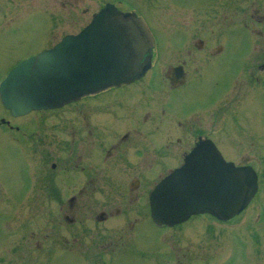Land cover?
Returning <instances> with one entry per match:
<instances>
[{
    "label": "flooded vegetation",
    "instance_id": "flooded-vegetation-1",
    "mask_svg": "<svg viewBox=\"0 0 264 264\" xmlns=\"http://www.w3.org/2000/svg\"><path fill=\"white\" fill-rule=\"evenodd\" d=\"M82 1L91 0H0V81L20 62L78 33L108 3L140 17L123 0H100L82 25L81 14L90 12ZM143 21L153 44L140 63L149 57L140 78L22 115L0 101V137L8 142L2 146L15 162L10 189L41 197L30 203L43 217L32 222L27 238L43 257L109 262L113 245L142 227L175 228L209 215L166 227L157 226L150 211L151 192L200 141L210 140L236 167L255 170L250 162L263 160L232 152L224 142L235 145L239 110H249L256 94L264 96V16H250L255 40L243 44L204 34L161 44ZM9 55L14 60L7 61Z\"/></svg>",
    "mask_w": 264,
    "mask_h": 264
},
{
    "label": "rangeland",
    "instance_id": "rangeland-1",
    "mask_svg": "<svg viewBox=\"0 0 264 264\" xmlns=\"http://www.w3.org/2000/svg\"><path fill=\"white\" fill-rule=\"evenodd\" d=\"M84 2H89L85 4L90 12L81 14L82 25L100 0ZM130 4L138 8L161 44L195 41L200 34L210 41L251 42L255 37L248 30L250 16H264V0H123L124 8ZM0 52L4 53L1 48ZM14 58L9 55L7 61ZM248 103L249 110L241 108L237 116L242 125L233 134L235 145L224 142V147L263 159L250 162L258 172L254 199L226 222L200 215L175 228L142 227L133 238L132 233L113 245L109 262L96 256L51 259L36 252L40 248L35 244L29 247L28 228L43 217V211L30 203L40 202L41 197L10 189L15 162L2 146L7 139L0 137V264H264V96L256 94Z\"/></svg>",
    "mask_w": 264,
    "mask_h": 264
},
{
    "label": "water",
    "instance_id": "water-1",
    "mask_svg": "<svg viewBox=\"0 0 264 264\" xmlns=\"http://www.w3.org/2000/svg\"><path fill=\"white\" fill-rule=\"evenodd\" d=\"M152 44L140 17L108 3L78 33L14 66L0 82V101L13 115H22L129 83L149 68V57L144 65L140 61ZM257 189L251 166L225 162L216 146L203 140L151 192V217L166 227L198 214L228 221L247 207Z\"/></svg>",
    "mask_w": 264,
    "mask_h": 264
},
{
    "label": "bare ground",
    "instance_id": "bare-ground-1",
    "mask_svg": "<svg viewBox=\"0 0 264 264\" xmlns=\"http://www.w3.org/2000/svg\"><path fill=\"white\" fill-rule=\"evenodd\" d=\"M144 56H145V54H144ZM144 56H143V57H144ZM142 60H143V58L141 59V61H140V62H142ZM189 218H190V217H189ZM189 218H188V219H189Z\"/></svg>",
    "mask_w": 264,
    "mask_h": 264
}]
</instances>
